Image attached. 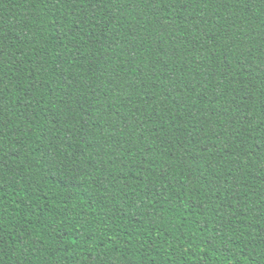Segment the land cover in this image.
<instances>
[{"label": "trees", "instance_id": "obj_1", "mask_svg": "<svg viewBox=\"0 0 264 264\" xmlns=\"http://www.w3.org/2000/svg\"><path fill=\"white\" fill-rule=\"evenodd\" d=\"M0 264H264V0H0Z\"/></svg>", "mask_w": 264, "mask_h": 264}]
</instances>
